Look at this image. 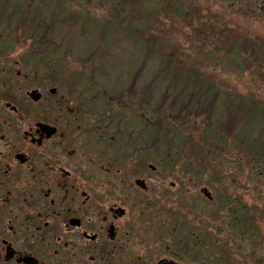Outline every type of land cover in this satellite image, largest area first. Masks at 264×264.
<instances>
[{
    "label": "flooded vegetation",
    "instance_id": "1",
    "mask_svg": "<svg viewBox=\"0 0 264 264\" xmlns=\"http://www.w3.org/2000/svg\"><path fill=\"white\" fill-rule=\"evenodd\" d=\"M12 45L0 40V264H238L229 218L212 233L209 257L200 253L194 214L210 192H186L180 180L154 189L157 168L137 175L133 139L105 136L104 116L84 127L47 80H32L21 100V53ZM127 159L129 168L120 166Z\"/></svg>",
    "mask_w": 264,
    "mask_h": 264
},
{
    "label": "rangeland",
    "instance_id": "2",
    "mask_svg": "<svg viewBox=\"0 0 264 264\" xmlns=\"http://www.w3.org/2000/svg\"><path fill=\"white\" fill-rule=\"evenodd\" d=\"M88 1V4L82 3L81 5L74 1L72 7L68 8L69 12L74 11L75 13L78 8H84L83 11L86 16L98 19H92L93 22L89 26H94L90 27L91 29H87V32L91 31L89 34L92 36L100 31L111 32L113 35L112 39L116 40L112 42L116 45L118 52L112 49L113 54L108 55L110 59L105 66L107 71H101L102 76L97 73H93V75L98 81V77H101V82L106 83L107 90L122 92L126 96L130 88L119 90L120 86L126 84L127 77L130 80V77L134 76L133 71L138 69L137 64L141 52L138 53V51L133 50L128 45L131 40L125 37L122 31L118 30L121 28V23H116V15L114 19L113 13L107 11L110 8L106 2L104 3L103 0ZM156 1L128 0L130 5L128 6L129 14L125 17L124 22L132 37H138L137 29L139 27L149 28L162 42H169L167 47L163 44L157 45L159 51L170 57L181 59L187 71L191 67L200 75L212 80L222 94L231 93L237 95L235 97L239 101L246 103L251 109L246 110L248 112L246 123L253 124L256 120L259 121L260 109H263L264 113V76L254 74L249 70L244 71L233 62L225 60V57H223L224 50L222 49L219 50L217 58L206 57L204 54L216 45L219 48L226 47L236 37L264 43V0H190L185 5L187 10L200 13L208 20L218 19L217 21L226 26V32L223 33V37L215 38L214 40L212 38L207 40L198 31H191L190 25L184 24L185 22L180 18H172L170 14L161 13L157 17L156 13H154L153 16H150L152 14L151 6L154 3L156 4ZM115 13L119 14L121 10H119V13L116 11ZM82 16H84L83 13ZM193 24L196 25V23ZM13 26L21 27V22L16 21ZM95 27L98 29L96 30L98 33H95ZM0 38H4V36L0 34ZM21 39L23 38H21L20 28H16L12 32V38L0 39L11 42L15 48L14 50H16V55L21 53V100L25 97L24 94L28 90L30 83L47 80L51 87L57 89L55 96H58V101L60 96L69 98L70 105L68 108L77 112L74 115L79 116V119L84 122V127L86 125L92 128L103 115L105 116L104 118L107 115L108 117L114 115L124 117L136 109L134 120L136 125L141 124L147 115L149 118L157 120L156 118L158 117L154 115L156 109L154 96H159L160 88L152 87L153 84L144 88L143 92L145 94L148 93V95L143 100L141 98L135 105H128L124 110L117 111L115 107L105 106L106 102H103L104 96H101L103 101L96 97L93 91L94 86L79 77L78 73H75L76 71L83 72L77 62L86 66V62L91 60V58L88 60L83 58L86 54L84 44L81 41L77 42V40H74L73 44L70 41H67L66 44L64 42L63 46L71 49V51L65 53L63 59H55L53 62H40L24 59L27 45L21 44ZM110 66L112 67L111 73ZM89 67L91 66L89 65ZM86 74L89 75L90 73L86 70ZM145 75H150V72L148 73L145 70ZM175 90L176 92L179 91L177 88ZM188 91L186 90L184 93L185 96L188 95ZM102 93L105 94V91ZM150 96L153 102L150 101ZM166 98L168 99V96ZM127 99H130V96ZM252 104L255 105L253 109ZM104 118H102V124L107 122L110 124L109 129L105 132L116 131L121 134L119 119L110 123L106 120L103 122ZM128 119L131 120V116H128ZM160 126L165 129V133H172L173 136L181 135L179 133L187 131L186 136L184 135L181 140H185L183 150L185 148L186 150L183 153L186 152L185 156L187 158L185 162L188 164L187 168L191 169L185 172L186 175L180 172L164 171L163 169L169 167H163L151 160L146 161V158L141 157V153L138 150L135 159L137 175L151 173L148 165L152 164L157 168L155 173H151L155 176L152 180L154 189L169 188V181L179 180L183 186L182 189L186 190V192L197 194L199 186L201 188L206 187L211 193L212 200L208 201L201 196L200 208L196 210V214L192 212L194 215L198 214L196 218L201 223L202 237L200 239V248L203 250L208 249L204 252L202 250L200 253L205 255V257H209L208 254L212 249V245L211 242L204 240V236L216 237L212 235L214 231L224 232L222 226H226L225 218H229L228 221L231 223V227H229V232H231L229 242L231 244L227 245V247L233 249V262L238 264H264V163L254 160L245 151L243 144L234 143L233 141L223 143L214 139H208L204 143L205 152L203 154L207 155L206 159L200 158L201 163L194 161L189 163L191 156L193 157L194 143V147L197 149V144L202 142L198 132L189 125H186V127L185 125L180 126L174 121L170 123L167 119L160 122ZM119 136L116 135V137ZM126 137L128 140L133 139L136 142V131L134 133L130 130L127 131ZM196 152L198 151L196 150ZM112 155L109 152V148L105 147L104 158L106 159V166L107 159ZM152 155L154 154L151 153ZM122 162L127 163L129 168V159L126 161L120 160V166H122ZM180 168L182 167L176 165L173 170ZM195 186L196 189L194 190ZM237 205H242V207L248 209V217H251L249 209L255 212L256 222L260 223L258 230L249 233H242V230L239 229L235 230L232 226L234 219L229 217L231 213L229 208L232 206L238 207ZM261 212L263 220L260 222L258 215ZM218 217L223 219H218ZM222 223L225 224L223 225ZM204 231L207 234H204ZM217 241L219 246L224 245L221 238ZM202 263L210 264L211 260L207 258Z\"/></svg>",
    "mask_w": 264,
    "mask_h": 264
},
{
    "label": "trees",
    "instance_id": "3",
    "mask_svg": "<svg viewBox=\"0 0 264 264\" xmlns=\"http://www.w3.org/2000/svg\"><path fill=\"white\" fill-rule=\"evenodd\" d=\"M74 1L80 5L89 3L88 0H0V34L4 36L0 39L12 38V32L16 28H20L21 38H23L21 44L27 45L24 59L40 62L63 59L65 53L71 51L63 46L64 42L66 44L67 41H70L73 44L74 40L81 41L86 54L83 58L85 60L91 58V60L86 62V66L77 62L83 72L76 71L75 73L94 86L93 91L96 97L102 100L101 96H104V101H102L106 102L105 106L115 107L117 111L124 110L128 105H135L141 98L143 100L148 95L143 92L144 88L150 87L152 84V87L160 88L159 96H154V106L156 107L154 115L158 117L157 120H153L147 115L141 124L136 125L134 120L137 109L128 115L131 116V120L128 119V116L121 117L120 115L109 117L107 115L103 120V122L106 120L113 123L119 119L118 123L121 129V134L116 131L104 132L105 136L126 137L127 131L130 130L133 133L136 131V142L134 140L128 142L136 144L137 151L139 150L141 157L146 158V161L151 160L163 167L173 168L179 165L182 169H191L187 168L186 152L183 153L186 150V148L183 150L185 140H181L184 135L186 136L187 131L185 130L177 136L165 133L160 122L167 119L170 123L174 121L180 126L189 125L198 132L202 142L197 144V149H195L194 143L193 157L191 156L189 163L193 161L201 163L200 158H207V155L203 153L205 152L204 143L208 139L223 143L233 141L243 144L245 151L254 160L264 163L263 109H260L259 121L256 120L253 124L246 123L248 115L246 110L251 109L246 103L239 101L235 97L237 95L222 94L212 80L200 75L191 67L187 71L181 59L170 57L157 49V45L163 44L167 47L169 42H162L146 27H139L137 29L138 37H132L124 22L125 17L129 14L128 0H103V2L107 3L110 8L107 11L113 13L114 19L116 15L115 22L121 23V28L117 27L118 30L131 40L128 45L138 53L141 52L137 64L138 69L133 71L134 76H131L130 80L128 77L126 78V84L120 86L119 90L130 88L126 96L122 92L107 90L106 83L101 82V77H98V81L93 73L102 76L101 71H107L105 66L110 59L108 55L113 54L112 49L117 52L116 45L112 42L116 40L112 39L111 32H96L98 30L96 27L94 31L98 34H94V36L89 34L91 31L87 32V29L94 26H89L93 22L92 19H98L86 16L84 8H78L75 13L74 11L69 12L68 8L72 7ZM189 1L157 0L156 4L151 6L152 14L150 16H153L154 13L157 17L161 13L170 14L172 18H180L185 22L184 24L190 25L191 31L203 34L207 40L223 37L226 26L217 21L218 19L208 20L200 13L187 10L185 5ZM115 11L119 14H116ZM16 21L21 22V27L13 26ZM220 49L224 50L225 60L233 62L244 71L249 70L254 74L264 76V43L236 37L226 47L219 48L216 45L204 55L217 58ZM111 69L110 66V73ZM86 70L90 73L89 75L86 74ZM145 70L150 72V75H145ZM176 88L179 90L178 92H176ZM186 90H189L187 96L184 95ZM104 91L105 94L102 93ZM129 96L130 99H127ZM149 98L153 102L151 96ZM254 107L255 105L252 104V109ZM118 113L120 114V112ZM105 125L109 129L110 124L107 122ZM151 153L154 155L151 156ZM237 206L239 208L234 206L229 208L231 212L229 217L234 219L232 226L235 230H242V233L258 230L260 223L256 222L255 212L249 209L251 217H248V209L242 205ZM258 219L260 222L263 220L262 212L258 215ZM203 233L207 234L205 231ZM204 238L207 242H211L212 237L206 235Z\"/></svg>",
    "mask_w": 264,
    "mask_h": 264
},
{
    "label": "water",
    "instance_id": "4",
    "mask_svg": "<svg viewBox=\"0 0 264 264\" xmlns=\"http://www.w3.org/2000/svg\"><path fill=\"white\" fill-rule=\"evenodd\" d=\"M52 92H53V91H52ZM30 95H31V97H32L34 100H37V99H38V96L35 94V92H32ZM150 168H153V166H150ZM202 191H203V193H207L206 197H207L208 199H211V196H210V194L207 192V189H206V188H203Z\"/></svg>",
    "mask_w": 264,
    "mask_h": 264
}]
</instances>
